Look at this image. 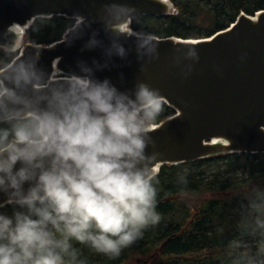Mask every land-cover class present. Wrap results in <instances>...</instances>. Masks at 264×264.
Wrapping results in <instances>:
<instances>
[{
    "label": "clouds",
    "instance_id": "clouds-1",
    "mask_svg": "<svg viewBox=\"0 0 264 264\" xmlns=\"http://www.w3.org/2000/svg\"><path fill=\"white\" fill-rule=\"evenodd\" d=\"M32 76L24 84L42 90ZM55 83L33 105L0 80V208L13 207L0 212V264H86L73 241L117 257L160 219L148 151L158 91H121L89 69Z\"/></svg>",
    "mask_w": 264,
    "mask_h": 264
},
{
    "label": "water",
    "instance_id": "water-1",
    "mask_svg": "<svg viewBox=\"0 0 264 264\" xmlns=\"http://www.w3.org/2000/svg\"><path fill=\"white\" fill-rule=\"evenodd\" d=\"M174 11L169 0H0V48L8 52H15L13 26L25 33L38 18L75 21L60 41L22 46L0 80L17 81V92L33 105L64 74L83 69L121 91L148 85L174 111L151 125L155 146L148 151L157 173L162 165L219 154L264 153V10L240 14L227 29L203 39L157 38L128 28L134 17ZM25 72L35 73L32 83L42 90L24 84Z\"/></svg>",
    "mask_w": 264,
    "mask_h": 264
},
{
    "label": "trees",
    "instance_id": "trees-1",
    "mask_svg": "<svg viewBox=\"0 0 264 264\" xmlns=\"http://www.w3.org/2000/svg\"><path fill=\"white\" fill-rule=\"evenodd\" d=\"M175 13L138 16L128 28L157 38L203 39L227 29L240 14L254 16L264 0H169ZM199 22L203 25L199 26ZM74 20L64 17L35 19L24 41L48 46L60 41ZM26 43V44H27ZM17 52L0 48V71ZM174 115L162 103L152 125ZM156 212L160 219L143 229L142 236L117 257L95 252L73 241L86 264H232L237 260L264 261V153L219 154L192 163L159 167ZM12 206L0 208L11 215ZM250 233L253 242L240 245L235 237ZM247 253V256L245 255Z\"/></svg>",
    "mask_w": 264,
    "mask_h": 264
},
{
    "label": "rangeland",
    "instance_id": "rangeland-1",
    "mask_svg": "<svg viewBox=\"0 0 264 264\" xmlns=\"http://www.w3.org/2000/svg\"><path fill=\"white\" fill-rule=\"evenodd\" d=\"M175 13V11H174ZM204 24V23H203ZM201 22H199V26L203 25ZM193 40V39H192ZM27 42L24 41V37L22 40V45L24 46ZM19 52H17L18 54ZM264 207V201L262 203ZM235 240L240 244V245H246L250 242H253L255 240V237L251 235L250 233H241L239 236L235 237ZM141 263V259H138ZM137 259H133L129 264H136ZM229 264V263H228ZM232 264H248V260H237L236 262H233Z\"/></svg>",
    "mask_w": 264,
    "mask_h": 264
},
{
    "label": "bare ground",
    "instance_id": "bare-ground-1",
    "mask_svg": "<svg viewBox=\"0 0 264 264\" xmlns=\"http://www.w3.org/2000/svg\"><path fill=\"white\" fill-rule=\"evenodd\" d=\"M24 30H25V28H20L18 26H13L11 28V31L13 32V34L16 37V44H15L14 51H20L21 47L23 46L22 40L24 37Z\"/></svg>",
    "mask_w": 264,
    "mask_h": 264
}]
</instances>
